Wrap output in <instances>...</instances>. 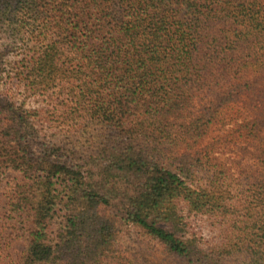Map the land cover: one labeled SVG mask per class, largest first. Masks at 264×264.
<instances>
[{
  "label": "trees",
  "instance_id": "obj_1",
  "mask_svg": "<svg viewBox=\"0 0 264 264\" xmlns=\"http://www.w3.org/2000/svg\"><path fill=\"white\" fill-rule=\"evenodd\" d=\"M6 172L0 264H264V0H0Z\"/></svg>",
  "mask_w": 264,
  "mask_h": 264
},
{
  "label": "rangeland",
  "instance_id": "obj_2",
  "mask_svg": "<svg viewBox=\"0 0 264 264\" xmlns=\"http://www.w3.org/2000/svg\"><path fill=\"white\" fill-rule=\"evenodd\" d=\"M14 60L12 57L9 59V61ZM2 88V86H1ZM23 97L21 96V92L18 89H14L13 92V100L16 102H21ZM28 105H33L34 103H30ZM234 116V115H233ZM240 117V116H239ZM236 118V117H235ZM230 129V126H226L224 128H218L214 129L212 136H215L217 139L221 138V142L217 143V147L215 148V154L216 157L220 161H227V165L232 166L235 163L241 162V164H244L245 166H250L252 165V161L248 157H246L242 151V149L245 148V143H243L241 140H232L228 133ZM226 137V138H225ZM222 144V145H220ZM8 172H6L2 177H0V195H2V186L5 184L7 181L8 177ZM2 207V198L0 197V211ZM190 225V230L197 234L199 237H206L208 236V227L207 223L203 218H193L190 217L187 219ZM22 232H16L13 237L14 239L11 242V248H10V255L12 258H15L20 254L22 251L23 247L25 246V242L23 239V235H21ZM201 234V235H199ZM147 239L143 235V233L134 227H128L125 230H123L118 238V247L119 250L122 251H131L136 250L141 247H145L143 245H146Z\"/></svg>",
  "mask_w": 264,
  "mask_h": 264
}]
</instances>
